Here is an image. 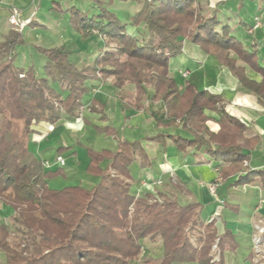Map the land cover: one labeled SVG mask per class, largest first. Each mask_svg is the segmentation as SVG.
<instances>
[{
  "label": "trees",
  "instance_id": "obj_1",
  "mask_svg": "<svg viewBox=\"0 0 264 264\" xmlns=\"http://www.w3.org/2000/svg\"><path fill=\"white\" fill-rule=\"evenodd\" d=\"M89 1L96 5L92 15L76 7L66 11L81 38L102 41L99 54L81 68L68 60L70 51L64 45L36 46L45 59L43 74H37L33 66L14 64L16 47L25 44L21 31L9 30L0 41V203L17 214L12 228L0 224L4 264H133L145 240L161 244L154 264H226V246L234 252L238 243L228 229L218 235L214 219H202L201 204H181L160 194L133 196L130 167L135 161L141 168L152 165L141 141L118 139L114 151L87 149L85 172L99 183L91 189L56 190L47 182L64 176V171L41 168L29 150L30 135L33 125H54L62 115L80 119L82 98L92 89L87 83L110 80L116 89L134 88L128 105L150 109L157 128L182 131L157 133L144 141L164 147L170 142L177 151H203L221 164L218 181L236 176L232 186L258 183L264 193V171L245 165L258 139L246 137L245 124L225 111L221 96L188 81L180 90L170 76L169 60L189 41L214 57L263 108L264 61L259 63L257 52L247 51L227 25L220 26L218 9L204 12L196 0ZM114 1L140 4L128 23L138 28L137 37L108 9ZM246 69L260 81L250 79ZM96 104L93 101L90 110L103 118ZM154 105L159 107L151 110ZM205 111L218 114L216 132L210 131ZM94 128L107 135L116 132ZM66 150L59 148L58 155Z\"/></svg>",
  "mask_w": 264,
  "mask_h": 264
},
{
  "label": "crops",
  "instance_id": "obj_2",
  "mask_svg": "<svg viewBox=\"0 0 264 264\" xmlns=\"http://www.w3.org/2000/svg\"><path fill=\"white\" fill-rule=\"evenodd\" d=\"M61 1L72 2L74 0ZM75 1L76 4L62 5L54 0L52 3L56 4L57 9L51 5L47 7L48 3L45 0H0V4L7 8L18 7L23 20L31 19L33 24L30 26L37 25L38 20H44L45 17L50 16L48 18L51 21L47 23V26L52 30L45 39L49 41L46 43L52 48L57 44L50 40L61 41V33H59L60 22L56 14L51 13L50 10L66 12L70 8L76 7L89 15L96 12V5L89 0ZM196 2L204 12L213 8L218 9L220 26L227 25L231 30V35L247 51L255 50L257 52L259 63L264 61V0H196ZM39 9L41 10L38 11ZM47 9L50 11L48 16H43L42 13ZM108 9L116 14L122 23L127 24L125 30L129 35L133 37L139 35L138 28L130 26L128 23L130 17L140 9V4L114 1ZM4 12L5 19L0 20V30L6 35L12 29L7 23L9 10ZM0 16H3V13H0ZM256 23H258V27L253 29ZM27 26L21 31L22 35L24 30H29ZM76 36L74 35L73 38H77ZM82 40L85 42L84 49L87 52L78 54L80 58H76L74 63L71 62L77 68L92 61L99 54L102 45V41L96 37L82 38ZM67 49L72 54L68 47ZM81 55L85 56V60L81 58ZM169 73L175 79L180 90L184 89V84L188 81L199 90L219 95L225 100V111L245 124L246 137L258 139L257 145L249 152L248 160L245 162L247 169L264 171V108L258 104L257 99L242 90L237 80L226 68L219 65L214 57L205 54L198 46L187 40H184L182 44V52L169 60ZM182 73H187V76L182 77ZM246 74L250 79L260 81V77L253 71L246 69ZM87 85L92 89L82 98L83 106L80 119L75 120L62 115L54 125L42 122L32 126L33 133L30 135L29 150L41 168L44 171L58 169L59 167L56 165L43 168L42 162L47 161L52 164L55 156L58 155V149L66 147L67 150L61 154L65 159L66 166L61 168L64 171V176L60 178L73 179L75 180L73 185H76V181H78V186L91 189L99 178L92 177L85 172L88 163L87 149L114 151L118 139L127 142L141 141L151 158L152 165L150 168H141L138 161L132 164L141 170L140 176L131 175L134 180L131 187L133 196L142 197L146 193H151L154 196L160 194L176 198L181 204L189 202L201 204L203 206L202 219L205 222L215 219L218 235H222L225 229L230 230L238 243L237 250L243 243L247 246H245L246 256L249 258L254 222L258 219L264 220V193L260 185L255 183L238 187L232 186L231 183L236 179V176L231 177L227 182L218 181V168L221 164L210 160L203 151L191 149L177 151L170 142H167L164 147L154 141H144L145 138L153 137L157 133H174L180 129L157 128L150 116V109L146 107L143 110H135L128 105L134 93L132 86L119 90L112 86L110 80L88 82ZM93 101L102 107L103 118L100 113L90 110ZM98 104L94 107L99 109ZM158 107V105H154L151 110ZM204 113L209 119L207 125L210 131L216 132L218 130V114L212 111ZM94 127H107L116 132L111 135L98 133ZM106 164L104 162L102 167H105ZM55 179L57 177L49 181ZM147 181L152 182V189L149 188L150 186L146 188L141 186L143 182L147 183ZM211 184L217 185L214 195L208 191V186ZM224 205L230 206L231 209L225 208ZM1 206L3 210L0 209V213H7L6 208L13 211L12 208L2 203ZM233 209H237V211H233ZM2 221L4 223V220ZM4 262V255L0 256V264H4Z\"/></svg>",
  "mask_w": 264,
  "mask_h": 264
},
{
  "label": "rangeland",
  "instance_id": "obj_3",
  "mask_svg": "<svg viewBox=\"0 0 264 264\" xmlns=\"http://www.w3.org/2000/svg\"><path fill=\"white\" fill-rule=\"evenodd\" d=\"M45 1H46V3H48L47 7L49 5H51V7H54L57 9L56 4L52 3V1H54V0H45ZM56 2H60L62 5L76 4L75 0L72 2H65V1H61V0H56ZM12 7H14V6H12ZM9 8L10 7L7 8V7H5V5L0 4V13H3V16H0V20L5 19V12L4 11H8ZM14 8H17L19 10L18 7H14ZM56 9H54V11L53 10H50V11H51V13L56 14V17H57L58 21L60 22V25H59L60 32L59 33H61V35H60L61 41H59L58 39H57V41H55L53 39V40H50V42H55V44H57V46H59L61 44H64V46L66 45V48L68 47L72 51V54L69 55L68 60L70 62L74 63L77 60L76 58H80L79 57L80 54H84L85 52H87L86 49H84L85 42H83V40L79 36V34L77 32H75L71 28V26L69 25V18H70L69 12H61L60 10L56 11ZM40 10L41 9H39L38 11H40ZM50 11L47 9L42 13V15L48 16V12H50ZM48 17H50V16H48ZM48 17H45L44 20H38L39 23H37V25L36 24L33 26L28 25L27 27H29V30H27V31L24 30L23 36H24L25 44L19 45L15 49V52H16V58L14 61L15 66L22 67V68H26L27 66H33V68L37 74H43L42 65H43L45 59L36 53L35 47L39 46V47H43V48H51V46H49L46 43L49 41H46V39H45L46 35L49 34V32H51V30H52L51 28H49L47 26V23L51 21V20H49ZM63 23H66L67 26H66V24L64 25ZM53 30L55 31L54 28H53ZM54 31H52V32H54ZM2 34H4V36H5V33H3L0 30V41L3 39ZM74 35H77L76 36L77 38H73ZM81 58L83 60H85L84 55H81ZM84 153H85V150H84ZM71 162H72V160L70 161V163ZM130 172H131L132 176L137 177V176H140L141 170L138 166L133 165L130 169ZM89 179H91V177H89ZM76 182H77L76 185H73V184H75V180H73V179L72 180L71 179L70 180H64L60 177H57V179L49 181L48 185L51 189L60 190V189L70 187V186H78L77 184H79V183H78V181H76ZM98 183H99V180L96 183H94L93 186L97 185ZM141 186L143 188L150 186L149 188L152 189V182H148V181H147V183L143 182L141 184ZM1 208H2V206L0 203V209ZM220 209H222V208H220ZM1 210H3V209H1ZM6 210H7V213H0V215H1L0 216V224H4V225L12 228L13 224H14V218H16L17 214L15 211H11L8 208H6ZM6 210H4V211H6ZM2 220H4V223ZM254 226L262 227L264 229V220H262V219L255 220ZM219 229H221V228L219 227ZM220 233H222V232H220ZM257 233H258L257 230H253V235H251V244H250L251 246H250V249L248 248L250 250V253H251L250 261H248V258L246 256V253H247L246 247L247 246L243 245V243H242L241 248L239 250L234 251V252L230 251L228 249V247L226 246V248H225L226 264H248L247 262H250L251 264H264V247L253 245L254 238L256 236H258ZM258 238H260L261 240L264 241V232L260 237L258 236ZM160 245L161 244L159 241L145 240L143 242L142 253H141L139 259L133 264H154V260L159 257L160 252H161V246ZM258 252H259V254H257ZM0 256L3 257L2 252H0ZM214 260H217V257H214Z\"/></svg>",
  "mask_w": 264,
  "mask_h": 264
},
{
  "label": "built area",
  "instance_id": "obj_4",
  "mask_svg": "<svg viewBox=\"0 0 264 264\" xmlns=\"http://www.w3.org/2000/svg\"><path fill=\"white\" fill-rule=\"evenodd\" d=\"M31 22H32L31 19L23 20L22 17H21V11L18 10L17 8L12 7V8L9 9V17L7 19V23H8L9 27L12 30H15V31H19L20 32L27 25H29ZM257 27H258V23H256L254 25L253 29L254 28H257ZM186 76H187V73H182V77H186ZM52 165H56L59 168L65 167L66 166V162H65L64 157H62L61 155L55 156L52 164L49 163V162H47V161H43L42 162V167L43 168H50ZM216 189H217V185H215V184H211V185L208 186V191H209V193L211 195H214L215 194ZM254 230H257V232H258L257 235L259 237L264 232V229L262 227H258V226H254ZM258 236H256L254 238L253 245L264 247V241L261 240L260 238H258ZM257 254H259V252Z\"/></svg>",
  "mask_w": 264,
  "mask_h": 264
}]
</instances>
